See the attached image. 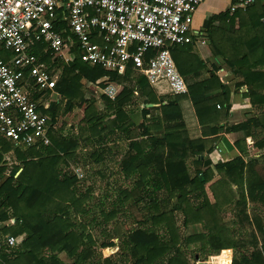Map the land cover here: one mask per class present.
I'll return each instance as SVG.
<instances>
[{"label": "trees", "instance_id": "obj_1", "mask_svg": "<svg viewBox=\"0 0 264 264\" xmlns=\"http://www.w3.org/2000/svg\"><path fill=\"white\" fill-rule=\"evenodd\" d=\"M56 27L64 30L65 38L72 39L74 59L68 63L59 58L52 60L50 51L43 52V46L37 47V54L51 70L62 69L56 91L65 100L63 114L73 107H85V116L76 133L62 136L49 130L51 144L42 149L22 150L6 140L0 142V264H114L112 259L101 258L97 251L100 244L85 233L87 225L79 222L90 212L92 189H83L72 164L80 162L83 156L78 151L84 148H91L90 158L97 165L104 161L106 151L101 145L117 131L133 126L135 116L128 107L135 99L157 106L150 108V114L143 119L144 132L139 135L143 138L130 140L118 163L119 174L132 187L121 191L120 202L100 210L107 225L117 218L123 204L130 202V208L142 210L144 221L136 219V228L119 238L120 251L128 255L129 264H195L187 259L189 252H183L184 245L187 250L197 247L196 251L205 257L237 248L240 252L232 264H264V218L261 213H247L249 202L264 205V168L242 156L218 162L214 168H203L204 157L214 151L220 139L219 133L224 130L220 123L229 116L231 105L229 89L218 76L214 72L203 75L205 62L191 53V43L171 48L188 92L160 96L148 79L132 68L120 75L84 63L66 23L59 21ZM202 27L211 39L213 57L221 58L235 76L242 78L240 85L247 86L245 97L263 111L261 117L248 118L235 128L255 134L250 131L253 127H264V5L257 2L246 12L233 15L227 9L204 20ZM100 79H104L99 84L102 88L109 83L119 88L115 100L105 94L98 100L87 97L86 86ZM32 96L36 98L38 92ZM186 100L193 104L203 138L191 139L186 132L181 106ZM60 110V101L50 102L48 108L39 107L52 123H56ZM210 125L214 126L207 131ZM259 146L264 147V138ZM191 158L201 165L193 177L187 163ZM214 171L220 179L213 185L216 203L211 205L205 184ZM232 186L239 195L234 209L238 220L233 224L248 230L244 240L240 229L233 230L216 211L218 206L225 208L234 201ZM175 199L177 203L168 208ZM178 214L183 217L181 226ZM10 219L15 220L14 225L7 224ZM149 221L153 226L143 227ZM159 225L165 227L169 239L157 232L155 226ZM198 225L205 232L183 234V229ZM9 235L17 237V246L6 245L4 239ZM105 246L108 244H102ZM247 246L254 247V252L244 251ZM61 254L68 260H63Z\"/></svg>", "mask_w": 264, "mask_h": 264}, {"label": "built area", "instance_id": "obj_2", "mask_svg": "<svg viewBox=\"0 0 264 264\" xmlns=\"http://www.w3.org/2000/svg\"><path fill=\"white\" fill-rule=\"evenodd\" d=\"M206 1L0 0V142L22 150L51 144L49 130L57 127L39 111L41 104L32 90L39 98L62 97L56 91L60 76L37 54V47L43 46L52 60L74 59L72 39L56 27L59 21L76 38L84 63L120 75L132 68L152 86L165 82L172 94L180 95L188 88L171 48L192 43L200 33L193 27L194 14ZM257 2L264 5V0H233L228 9L231 15L246 12ZM102 92L115 100L119 89L109 83ZM14 224L10 219L9 225ZM4 240L8 247L18 245L15 236Z\"/></svg>", "mask_w": 264, "mask_h": 264}, {"label": "crops", "instance_id": "obj_3", "mask_svg": "<svg viewBox=\"0 0 264 264\" xmlns=\"http://www.w3.org/2000/svg\"><path fill=\"white\" fill-rule=\"evenodd\" d=\"M232 2L233 0H207L197 8L194 14L193 27L195 30H200V33L194 37L193 42L190 44L192 50L191 53L199 56L201 60L205 62V69L203 70L204 76H206L208 72H214L218 76L220 81L228 87L231 105V109L229 110V116L225 121L220 123V126L224 127V130L219 133L220 139L217 142L214 151L204 157L203 168H206L207 166L214 168V166L218 162H225L237 156H242L245 161L255 160L261 167H264V147L259 146V144H262L263 142L264 127H253L250 131H254L255 134H247L246 130L243 129L235 131V128L241 123L246 122L248 118L261 117L263 111L259 108H254L252 106L250 98L245 97V93L247 92V86L240 85L242 78L235 76L233 71L227 66H225L221 58L215 59L213 57V54L210 49L211 39L202 27L204 20L208 19L213 14L226 11ZM154 87L160 96L169 95L168 93L170 92V90L168 87H165L162 84H158V86ZM226 95L227 94L225 93V96ZM166 103L167 102H165L164 104ZM155 106L157 105L141 104L138 99H135L131 103V105L128 107V111L135 116L134 124L133 126L129 127L124 131H117V135L110 136L111 139L106 144L101 145V149L105 150L106 153L103 155L104 161L101 162L100 166H105L106 168L107 164L109 166L115 162L120 161L122 155L128 150V144L130 140L143 138L141 136L139 137V135L144 132L143 118L148 116L150 114V108ZM181 106L184 115V121L186 124V132L188 133V136L191 139L203 138L202 126L198 121L192 102L189 100L183 101L181 103ZM142 112L144 113V115L143 118L140 119ZM212 126L214 125H210L209 127H207L206 130L210 131ZM90 149L91 148L81 149L80 151H78V154L81 157L85 155V158L87 159L86 163L98 166L97 163H95L90 158ZM82 152L87 153L83 154ZM187 163H189L188 166L190 174L192 176H195L194 174L197 167H200L201 165H196L193 162V158L189 159ZM192 172H194V174H192ZM218 178L219 177L217 175V172H215L212 181H215ZM206 194L210 204L214 205L216 203L215 195V200L213 201L212 198H209L210 196L207 190ZM218 207L219 208H216L217 213L223 216L224 207ZM251 210L256 213H261V210H264V205H251L249 207V212ZM229 212H231V210ZM232 212H234L233 209ZM234 222L235 221L233 220L231 224L232 229L233 227H236L233 224ZM152 226L153 224L151 223V225L148 227ZM120 246L121 244L119 246L115 245L117 251H120ZM196 248L197 247L192 246V248H189V250H195ZM229 254H231L230 249L223 250L221 255L217 257V264H229ZM157 264L163 263H161V261H158Z\"/></svg>", "mask_w": 264, "mask_h": 264}, {"label": "rangeland", "instance_id": "obj_4", "mask_svg": "<svg viewBox=\"0 0 264 264\" xmlns=\"http://www.w3.org/2000/svg\"><path fill=\"white\" fill-rule=\"evenodd\" d=\"M211 49V47H210ZM212 52V51H211ZM55 71V75L60 76L62 69L57 68L54 70ZM104 79H100L96 84H91L87 88V97L88 98H96L98 100V98L100 97L101 94H103L102 92V87H100V83H102ZM165 87H168L167 83H160ZM158 86V85H156ZM34 88V86H33ZM118 88V87H117ZM119 89V88H118ZM92 92V93H90ZM92 90V91H91ZM36 90L33 89L32 90V94L35 92ZM169 92V91H168ZM93 94V95H92ZM169 95L172 93L169 92ZM39 98V94L37 96V100H39V104H41V106H43L44 103H50L52 101H57L54 97L50 96L48 94V96L46 95L45 98ZM61 102V110L59 112V115L56 119V127L57 129L55 131H58L62 136H67L68 134L72 133V132H77L79 129V126L85 116V107L79 109L76 107H73L70 109V111H68V113L63 114V109L65 106V100L60 97L59 100ZM141 115V113H140ZM144 113L142 112V115L140 116V119L143 118ZM144 119V118H143ZM250 146V145H249ZM90 151V150H89ZM87 153V152H82ZM10 154H8L7 156H10ZM10 157H8L9 159ZM231 160V159H230ZM228 160V161H230ZM87 159L85 158V155H83V158L80 159V162H75L72 164V170L73 172L76 174L79 173L82 175V177L80 178L81 181V185L83 186V189H92V200L89 202V204L91 205V207L89 208L90 212L88 213V215H86L85 217H81L79 222H83L87 225V229L85 230V233L87 234H91L96 240L97 242L100 244V247L97 248L98 253L100 254L101 258L103 259H112V262L114 264H129V257L128 255H126L123 251H117L115 246H110V244H115L117 246H119L121 244V241H119V238H124L127 236L128 232H130L131 230L136 228V219L137 220H141L144 221V218L142 217L143 213L141 212L142 210H139L135 207H129L131 205V203L129 202L128 204H123V206L121 207V211L119 213V215L117 216V218L115 220H113L112 222L107 224L103 223L102 220V215L100 213V210L102 208L105 207H110L111 204L113 203H118L120 202V200L122 199V195L120 196L121 191H123L124 189H128L132 187V183L125 179L123 177L122 174H119L118 171V162H115L111 165L108 166V164L105 166H94L92 164H88L86 163ZM189 165V163H188ZM263 165V163H262ZM260 168H262L259 165ZM264 168V167H263ZM99 172H101L102 174H100ZM192 174H194V172H192ZM196 174V171H195ZM194 174V175H195ZM119 175V176H118ZM215 175V174H214ZM213 175V176H214ZM218 175V174H217ZM212 176V178H213ZM193 177V176H192ZM218 179H216L215 181H212L213 179L211 178V180L209 182H207L205 184V191L207 190L208 194H209V198H212V200L214 201V191H213V185L219 181L220 176L218 175ZM1 182V181H0ZM232 191H233V195H234V201L230 204H228L225 208H224V212H223V220L226 224L231 225L232 221L234 220L235 222L238 220V218L235 217V204L236 202L239 200V195L237 193L236 190V186H232ZM233 199V198H232ZM177 200L175 199L174 201L171 202V204H169L168 208H171L173 204H176ZM251 205H255L249 202L248 207H247V213L250 214L254 211H250L249 212V207ZM228 209V210H227ZM232 209L234 212H232ZM231 210V212H229ZM261 215L264 218V210H261ZM183 217L182 215L178 214V224L181 226V223L183 222ZM151 221H149L148 223L142 224L143 227L149 228L148 226L151 225ZM9 224V222L7 223ZM80 224H78V227ZM232 227V225H231ZM199 228V229H198ZM197 227H189V228H185L183 229V234L185 236L191 235V234H195L196 232H198L199 230L202 232H205L204 229H202L201 226L198 225ZM238 227H233V230L237 229ZM240 228H238L239 230ZM80 231H83V228L80 227L79 228ZM157 232L163 237V238H167L169 239V234L167 233V230L165 229L164 226H157L156 227ZM240 234L243 233L242 236L245 237H241V240H244L243 238H246L248 236V230L244 231V229H240V231H238ZM113 238V239H112ZM240 238V237H238ZM102 244H108V246L102 247ZM192 248V247H189ZM186 249L185 245L182 247V250L184 253L189 252L190 250ZM247 249H243L244 251H249V253L254 252V247L252 246H247ZM195 250H191L190 253L186 254L187 259L191 260L192 263L195 264H217L218 260L217 257L221 255V253L219 254H215L210 256V257H204L202 254L198 253ZM231 254H229L230 260H229V264L231 262H233V258L234 256L240 252L239 249H235V248H231ZM117 251V252H116ZM197 252V253H196ZM60 257L67 261L68 258L66 257L65 254H61ZM228 257V255H227ZM158 261H156L155 263L157 264ZM225 262V261H224ZM154 263V264H155Z\"/></svg>", "mask_w": 264, "mask_h": 264}, {"label": "water", "instance_id": "obj_5", "mask_svg": "<svg viewBox=\"0 0 264 264\" xmlns=\"http://www.w3.org/2000/svg\"><path fill=\"white\" fill-rule=\"evenodd\" d=\"M21 172V170L17 173V175Z\"/></svg>", "mask_w": 264, "mask_h": 264}]
</instances>
